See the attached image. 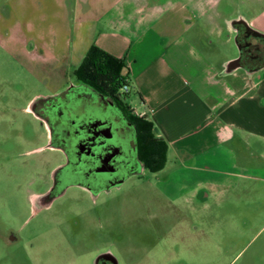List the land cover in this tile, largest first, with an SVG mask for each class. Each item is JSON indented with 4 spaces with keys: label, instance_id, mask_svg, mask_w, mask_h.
Listing matches in <instances>:
<instances>
[{
    "label": "rangeland",
    "instance_id": "374dc122",
    "mask_svg": "<svg viewBox=\"0 0 264 264\" xmlns=\"http://www.w3.org/2000/svg\"><path fill=\"white\" fill-rule=\"evenodd\" d=\"M192 1L0 0V264H94L103 253L118 264H264V141H249L237 184L208 197H178L182 178L169 156L163 170L111 193L72 188L42 199L59 160L42 148L47 132L31 102L75 82L93 46L113 27L128 30L123 21L138 30L152 16L170 37H190L198 23L210 37L204 19L181 13ZM218 1L225 16L264 21V0ZM237 55L234 42L229 56ZM136 100L130 92L128 104Z\"/></svg>",
    "mask_w": 264,
    "mask_h": 264
},
{
    "label": "crops",
    "instance_id": "0c3cea01",
    "mask_svg": "<svg viewBox=\"0 0 264 264\" xmlns=\"http://www.w3.org/2000/svg\"><path fill=\"white\" fill-rule=\"evenodd\" d=\"M192 3L181 13L204 19L210 37H203L198 23L191 24L190 37L183 31L170 37L146 21L151 16L142 17L138 30L123 21L127 31L113 27L100 43L125 58L130 92L138 103L131 107L144 113L155 136L167 142V162L172 156L182 178L180 198L188 193L208 197L217 188L233 187L248 169L240 158H247L249 141H264V69L228 71L234 59L229 56L235 42L233 16L223 15L218 0ZM182 18L184 24L189 20ZM259 18L248 20L264 33ZM221 44L228 53L220 51Z\"/></svg>",
    "mask_w": 264,
    "mask_h": 264
},
{
    "label": "flooded vegetation",
    "instance_id": "af4514ba",
    "mask_svg": "<svg viewBox=\"0 0 264 264\" xmlns=\"http://www.w3.org/2000/svg\"><path fill=\"white\" fill-rule=\"evenodd\" d=\"M230 25L238 47L234 58L238 68L247 72L264 69V33L243 14ZM75 79L32 101L29 107L46 128L47 141L42 148L59 160L43 194L47 204L72 188L100 196L122 187L132 177L164 169L151 171L145 145L153 138L127 99L113 97L77 76ZM94 264L118 262L110 253H103Z\"/></svg>",
    "mask_w": 264,
    "mask_h": 264
},
{
    "label": "trees",
    "instance_id": "16d2710c",
    "mask_svg": "<svg viewBox=\"0 0 264 264\" xmlns=\"http://www.w3.org/2000/svg\"><path fill=\"white\" fill-rule=\"evenodd\" d=\"M125 69L126 73H124ZM75 75L79 80L95 85L113 97L121 95L127 99L130 95L131 87L125 58H118L101 47L93 46L91 48ZM124 85L129 86V92L120 91ZM138 119H144V127L153 138V142L145 145L146 153L150 159H148L150 169L153 172L159 171L165 167L167 162V142L155 136L152 122L145 117Z\"/></svg>",
    "mask_w": 264,
    "mask_h": 264
},
{
    "label": "water",
    "instance_id": "95a60500",
    "mask_svg": "<svg viewBox=\"0 0 264 264\" xmlns=\"http://www.w3.org/2000/svg\"><path fill=\"white\" fill-rule=\"evenodd\" d=\"M239 67L238 59H233L230 62L227 63V70L233 71Z\"/></svg>",
    "mask_w": 264,
    "mask_h": 264
},
{
    "label": "built area",
    "instance_id": "2783aa9c",
    "mask_svg": "<svg viewBox=\"0 0 264 264\" xmlns=\"http://www.w3.org/2000/svg\"><path fill=\"white\" fill-rule=\"evenodd\" d=\"M129 90H130V88H129L128 85H124V86L120 89L121 92H129ZM133 110H134V109H133ZM134 113H135L137 116H139V117H144V116H145L144 113L139 112V111H136V110H134Z\"/></svg>",
    "mask_w": 264,
    "mask_h": 264
}]
</instances>
